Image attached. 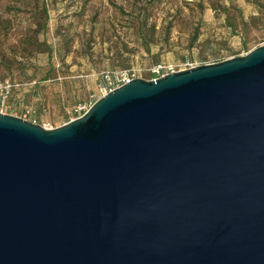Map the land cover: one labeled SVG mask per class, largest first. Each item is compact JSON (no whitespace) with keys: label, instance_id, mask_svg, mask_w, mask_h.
Returning a JSON list of instances; mask_svg holds the SVG:
<instances>
[{"label":"water","instance_id":"95a60500","mask_svg":"<svg viewBox=\"0 0 264 264\" xmlns=\"http://www.w3.org/2000/svg\"><path fill=\"white\" fill-rule=\"evenodd\" d=\"M0 264H264V44L54 128L0 113Z\"/></svg>","mask_w":264,"mask_h":264},{"label":"rangeland","instance_id":"374dc122","mask_svg":"<svg viewBox=\"0 0 264 264\" xmlns=\"http://www.w3.org/2000/svg\"><path fill=\"white\" fill-rule=\"evenodd\" d=\"M263 44L264 0H0V113L54 128L154 64L184 70Z\"/></svg>","mask_w":264,"mask_h":264},{"label":"built area","instance_id":"2783aa9c","mask_svg":"<svg viewBox=\"0 0 264 264\" xmlns=\"http://www.w3.org/2000/svg\"><path fill=\"white\" fill-rule=\"evenodd\" d=\"M174 71H177V69L174 68V66L169 64V63H157V64H154L153 66H151V68H149V73L151 75V79L163 76L165 74H168V73H171V72H174ZM129 79L130 78H127V77L121 78L120 84L128 81ZM109 84H111V83L109 82ZM116 86H118V85H112V86L108 87L106 91H103V94H105L107 91L111 90L112 88H114ZM86 109L87 108H85L84 106H78L77 105V106H74L71 111L73 113L78 114L77 116H79L80 115L79 112L83 111V110H86ZM71 119H73V118H71Z\"/></svg>","mask_w":264,"mask_h":264}]
</instances>
